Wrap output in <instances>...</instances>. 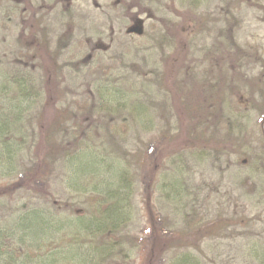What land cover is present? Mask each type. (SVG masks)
Instances as JSON below:
<instances>
[{
    "label": "rangeland",
    "instance_id": "374dc122",
    "mask_svg": "<svg viewBox=\"0 0 264 264\" xmlns=\"http://www.w3.org/2000/svg\"><path fill=\"white\" fill-rule=\"evenodd\" d=\"M263 123L264 0H0V264H264Z\"/></svg>",
    "mask_w": 264,
    "mask_h": 264
},
{
    "label": "water",
    "instance_id": "95a60500",
    "mask_svg": "<svg viewBox=\"0 0 264 264\" xmlns=\"http://www.w3.org/2000/svg\"><path fill=\"white\" fill-rule=\"evenodd\" d=\"M131 31H137L138 28L137 27H133V28H130ZM263 130H264V123H263Z\"/></svg>",
    "mask_w": 264,
    "mask_h": 264
},
{
    "label": "flooded vegetation",
    "instance_id": "af4514ba",
    "mask_svg": "<svg viewBox=\"0 0 264 264\" xmlns=\"http://www.w3.org/2000/svg\"><path fill=\"white\" fill-rule=\"evenodd\" d=\"M262 129H263V127H262ZM263 132H264V130H263Z\"/></svg>",
    "mask_w": 264,
    "mask_h": 264
}]
</instances>
